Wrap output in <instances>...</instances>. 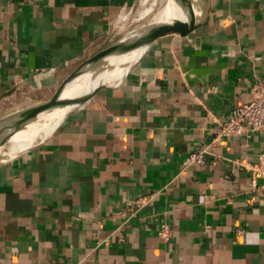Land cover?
Returning a JSON list of instances; mask_svg holds the SVG:
<instances>
[{
	"label": "crops",
	"instance_id": "obj_1",
	"mask_svg": "<svg viewBox=\"0 0 264 264\" xmlns=\"http://www.w3.org/2000/svg\"><path fill=\"white\" fill-rule=\"evenodd\" d=\"M137 1L0 0V114L117 41ZM197 1L196 28L0 162V264H264L263 180L245 167L264 132L214 133L264 80V0Z\"/></svg>",
	"mask_w": 264,
	"mask_h": 264
},
{
	"label": "water",
	"instance_id": "obj_2",
	"mask_svg": "<svg viewBox=\"0 0 264 264\" xmlns=\"http://www.w3.org/2000/svg\"><path fill=\"white\" fill-rule=\"evenodd\" d=\"M174 1L179 8V16L171 17L166 21L147 22L132 29L108 47L101 49L96 54V56L88 58L80 63L78 67H76L70 73V75L60 84L57 90L48 99L35 104L17 108L1 117L0 139L2 140V144H0V147L2 148L5 145V139L9 137L13 130L26 125L29 121L36 120V118L41 116L51 105L68 106V110L63 114V116L60 117V122L63 118L67 117L71 112L77 109L87 99L93 96L100 88L123 76L131 67V65L141 56L144 50L160 36L172 32L178 33L179 35H185L196 28L199 25L200 21L204 18L206 12H201L198 9V1ZM197 17H200V20L197 21ZM139 47H143V49L140 51L138 57L133 60V62L126 68V70L122 72V74L117 75L124 66L123 62L126 53ZM106 58H109L108 69L110 70V74H108L105 78L99 80L95 85L91 86L83 93L78 94L74 97L61 99L60 94L63 92L65 86L68 83L95 67L100 69L106 62ZM98 63L99 67L97 65Z\"/></svg>",
	"mask_w": 264,
	"mask_h": 264
},
{
	"label": "bare ground",
	"instance_id": "obj_3",
	"mask_svg": "<svg viewBox=\"0 0 264 264\" xmlns=\"http://www.w3.org/2000/svg\"><path fill=\"white\" fill-rule=\"evenodd\" d=\"M157 2L159 5L157 4ZM155 4H157L158 6L154 11V21H166L171 17L180 15L179 8L174 0H155L153 1V4H150V6L146 10L151 11ZM142 49L143 47H139L126 53L123 62L124 66L117 75L126 70V68L133 62V60L138 57ZM105 61L106 62L100 69L95 67L68 83L65 86L63 92L60 94L61 99L74 97L78 94L83 93L91 86L95 85L99 80L105 78L108 74H110V70L108 69L109 58ZM67 110L68 106L51 105L41 116L36 118L35 125H38L39 127L37 130L33 132H31L30 130L28 131V129L32 128V125L28 127L21 126L13 130L8 139H5V142L7 143L6 149L0 147V162L9 159L15 153L24 149H28L34 144L45 139L57 125L60 117L63 116V114ZM0 144H2L1 139Z\"/></svg>",
	"mask_w": 264,
	"mask_h": 264
},
{
	"label": "built area",
	"instance_id": "obj_4",
	"mask_svg": "<svg viewBox=\"0 0 264 264\" xmlns=\"http://www.w3.org/2000/svg\"><path fill=\"white\" fill-rule=\"evenodd\" d=\"M255 97L247 102L235 105L223 121L217 123L214 130L215 138L220 135H238L242 132H264V80H260L253 86ZM207 148L195 147L189 151L184 159V164L191 162L202 164L205 162ZM254 179L263 180L260 186L264 190V152L255 156L253 162L245 165ZM169 227L163 224L158 233L166 237Z\"/></svg>",
	"mask_w": 264,
	"mask_h": 264
},
{
	"label": "rangeland",
	"instance_id": "obj_5",
	"mask_svg": "<svg viewBox=\"0 0 264 264\" xmlns=\"http://www.w3.org/2000/svg\"><path fill=\"white\" fill-rule=\"evenodd\" d=\"M153 1L155 0H138L132 10H130L128 13H124L123 18H121L118 23V26H120L119 34H117L118 39L123 35H125L127 32L131 31L132 29L144 23L154 21L153 15H154V11L159 5L158 2H157L158 5L155 4V6L151 11L146 10L150 6V4L151 5L153 4ZM99 51L100 50L88 55L82 60V62L88 58L96 56V54ZM99 63L97 65H99ZM59 86L60 84L54 83L53 85H50V87L48 88H44V87L30 88L27 86L20 88L15 93V95L5 103L4 109L6 111L2 115L0 114V118L17 108L35 104L48 99L57 90ZM50 88L52 89L49 91ZM35 123L36 120L29 121L26 125L23 126L28 127L32 125V128L28 129V131L30 130L31 132H33L39 128L38 125H35ZM6 147H7V143L3 146V149H6Z\"/></svg>",
	"mask_w": 264,
	"mask_h": 264
}]
</instances>
